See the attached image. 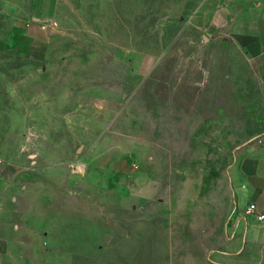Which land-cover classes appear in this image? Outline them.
<instances>
[{
    "label": "rangeland",
    "instance_id": "rangeland-1",
    "mask_svg": "<svg viewBox=\"0 0 264 264\" xmlns=\"http://www.w3.org/2000/svg\"><path fill=\"white\" fill-rule=\"evenodd\" d=\"M218 2L44 0L38 55L4 24L0 235L17 264H264L240 171L264 154V88L205 30Z\"/></svg>",
    "mask_w": 264,
    "mask_h": 264
},
{
    "label": "crops",
    "instance_id": "crops-1",
    "mask_svg": "<svg viewBox=\"0 0 264 264\" xmlns=\"http://www.w3.org/2000/svg\"><path fill=\"white\" fill-rule=\"evenodd\" d=\"M44 0H0V33L11 24L12 45L29 55H38L47 47L51 28L45 24ZM29 6V7H28ZM219 34L223 41L240 44L249 58L257 63V75L264 88V0H219L205 28ZM23 41L19 43V41ZM19 48V47H18ZM243 177L242 195L247 202L264 210V154L245 157L240 164ZM243 216L248 217L244 214ZM250 218V217H248ZM16 247L8 235H0V264H17Z\"/></svg>",
    "mask_w": 264,
    "mask_h": 264
},
{
    "label": "built area",
    "instance_id": "built-area-1",
    "mask_svg": "<svg viewBox=\"0 0 264 264\" xmlns=\"http://www.w3.org/2000/svg\"><path fill=\"white\" fill-rule=\"evenodd\" d=\"M244 214L256 222L264 223V210H258L257 206L253 203L247 205Z\"/></svg>",
    "mask_w": 264,
    "mask_h": 264
}]
</instances>
